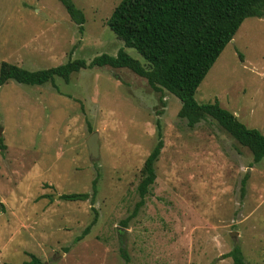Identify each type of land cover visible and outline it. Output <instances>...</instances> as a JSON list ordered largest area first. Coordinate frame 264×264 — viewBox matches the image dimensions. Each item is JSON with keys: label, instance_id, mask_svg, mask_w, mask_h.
<instances>
[{"label": "rangeland", "instance_id": "rangeland-1", "mask_svg": "<svg viewBox=\"0 0 264 264\" xmlns=\"http://www.w3.org/2000/svg\"><path fill=\"white\" fill-rule=\"evenodd\" d=\"M73 1L85 13L83 28L60 0H0V69L91 62L122 48L152 68L108 25L122 0ZM196 99H218L264 134L263 18L244 21ZM181 107L129 68L0 86V264H23L30 253L47 264H127L124 253L128 264H234L237 246L248 264H264V159L255 163L210 116L190 127ZM159 124L156 181L135 211ZM94 132L96 158L88 147ZM70 193L90 198H62Z\"/></svg>", "mask_w": 264, "mask_h": 264}, {"label": "trees", "instance_id": "trees-1", "mask_svg": "<svg viewBox=\"0 0 264 264\" xmlns=\"http://www.w3.org/2000/svg\"><path fill=\"white\" fill-rule=\"evenodd\" d=\"M60 1L71 19L83 28L85 13L73 0ZM249 17L264 19V0H122L114 9L108 25L126 47L135 49L151 64V69L122 48L116 55L104 53L91 62L72 59L40 70L4 62L0 69V86L9 80L27 85H44L56 78L69 82L74 73L86 68H129L146 78L153 90H166L176 95L182 102L179 116L187 119L190 127L194 128L206 116L216 119L252 151L254 162L259 163L264 159V134L261 130L248 127L235 113L224 108L218 99L209 103H199L196 99L198 88ZM158 127L159 141L145 162V177L138 188L141 200L135 211L145 205L150 187L156 181L155 163L164 147L161 125ZM0 147L3 150L6 148L2 138ZM247 180V176L242 180L243 190ZM62 198L85 201L90 198V193L64 194ZM90 229L91 225L79 239L86 236ZM229 254L234 264H248L239 246ZM29 256L30 259L23 264H47L34 253ZM124 258L128 264L130 260L125 253Z\"/></svg>", "mask_w": 264, "mask_h": 264}, {"label": "water", "instance_id": "water-1", "mask_svg": "<svg viewBox=\"0 0 264 264\" xmlns=\"http://www.w3.org/2000/svg\"><path fill=\"white\" fill-rule=\"evenodd\" d=\"M88 147H89L91 156L95 158L98 157L99 143H98V133L97 132H94L89 138Z\"/></svg>", "mask_w": 264, "mask_h": 264}]
</instances>
